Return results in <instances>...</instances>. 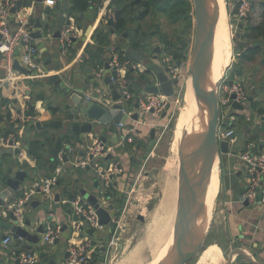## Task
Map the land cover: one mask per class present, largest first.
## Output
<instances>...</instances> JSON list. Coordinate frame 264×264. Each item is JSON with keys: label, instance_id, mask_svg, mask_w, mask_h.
Listing matches in <instances>:
<instances>
[{"label": "crops", "instance_id": "obj_1", "mask_svg": "<svg viewBox=\"0 0 264 264\" xmlns=\"http://www.w3.org/2000/svg\"><path fill=\"white\" fill-rule=\"evenodd\" d=\"M18 1H20L21 7L16 11L30 16L33 22L31 34L39 36V38H32V44L39 53L36 62L41 74H36L35 78L26 77L27 75L13 70L14 73L9 76L0 58V137H11L13 142L19 145L23 151V157H19V151H16L17 154H15L12 147L0 146V155H4V160L0 158V183L2 174H5L10 168L13 169V172H29L30 178H27L20 188L23 191L29 190L32 183L51 177L58 167L62 169V173L58 184L51 191L50 199H45L42 195L34 196L31 203L22 209V223H17L29 235L37 237L38 243L33 244L24 239H13L10 230L14 224L7 217V213L3 215L2 212L5 209L0 208V264H19L15 257H12L2 246V242L7 236L12 238L9 245L10 249L34 251L37 255V264L41 262L48 264L50 260H54L56 264H63L66 258L65 247L71 233L70 227L73 217L70 207L63 205L62 201L80 195L89 204V197L98 200L101 193L107 197L108 206L105 211L110 213L111 222L103 226V230L100 232L86 231L85 235L81 234L79 239L88 238L92 241L97 252L96 264H100L104 261L103 257L107 252V244L117 234L121 246L118 257L121 258L116 264H134L137 260L136 257L126 254L127 247L122 250L124 243L121 242V233H119L121 209H119L118 203L126 193L131 171L135 165L133 162L135 155L143 151L145 138H148L149 141L157 139L158 132L165 123L167 112L159 118H154L150 114H138L136 120L133 119L134 115L131 119L124 118L122 122L126 125L125 129L132 131L130 144L120 145L121 138L126 132L118 129L112 122L93 131L96 140L111 148V155L107 160L108 166L111 167V164L118 163L122 170L120 175L112 178L111 185L107 189H104L93 171L75 166L92 147L95 139L89 134H69L68 137H64L63 129L48 127L43 132L47 135L44 138L42 133L29 131L28 128L30 124L35 122L47 124L52 121H60L63 127L67 125L66 123L69 122L67 118L76 112L71 105L69 110H65L62 98L64 96L60 93L63 89H87L81 94L87 101H97V96L99 99H102L103 96H109L110 91L105 89L103 93L99 94V91L93 88V83L95 82L94 74L101 68L104 71V65L108 62L112 51H121L130 61L142 65V72L133 71L127 75L132 100L128 102L126 110L136 114V101L145 95L144 89L147 86L158 85L154 79V73L157 70L161 71L171 83L176 81L173 75L177 74L178 69L175 70L170 67L169 59H172L170 53L175 49H185L187 47L185 38L190 39L192 29L195 31V21L191 30L187 28V30L180 29L177 31L176 29L180 24L187 26L193 24L192 4L186 0L191 5L190 23L187 24L184 19L171 24L169 18L163 13L164 11L160 10V7H164L163 5L168 1L174 4L181 0H159L158 7L156 6L141 21L137 20V16L142 11L141 8L134 7L133 10L130 8L127 12L129 23L126 25V31L116 34L112 30V25L108 26L110 21L105 24L101 21V14L95 7L81 13L73 9L70 0H57L52 6H49L46 0H13L14 5ZM105 1L107 2L105 10L108 12L120 11L123 7H129V3L123 0ZM260 1L255 0L252 3L251 14L253 18L244 21V25L258 23L261 13ZM111 17L113 18V16ZM159 20L166 21L167 30L154 31L152 29L150 31L153 23L155 22L156 25V21ZM37 21L40 25L39 28L36 26ZM149 22L151 24L147 25ZM64 23L72 24L78 34L66 53H63L60 47L59 38L55 37ZM88 28L91 29L86 36ZM98 29H105L99 43L93 37ZM241 32L244 36L245 32L242 30ZM246 43L248 48L253 44L247 40ZM19 54L18 51H15L14 62L18 61ZM263 55L264 50L252 62L240 61V68H238L241 70L240 78L244 77L247 82V90L250 91V96L248 103L243 106L242 110L234 111L236 142L229 146V151L236 155L242 153L246 145L251 142L257 145L259 152L264 154V121H259L256 118L257 113L264 114ZM174 60H177V67L180 66L181 61H178L177 58ZM251 67L255 69L253 70ZM105 73L110 75L109 71ZM51 75L58 77L62 84L61 88L60 84L55 85L56 82L48 83L47 79ZM93 76L94 79L91 80ZM30 106L34 107V111H30ZM23 107H26L27 110L25 114L27 124L23 129L16 125L12 128L11 120L14 113ZM57 110L58 113H56ZM219 119L220 114L218 115V122ZM80 123H86V121ZM152 130L155 131L153 139L150 137ZM57 138H62L64 144L59 149L58 154L52 157L50 151L54 149ZM64 157L66 162L63 161ZM221 161L224 169L223 174L219 176L216 203L214 202L218 206V211H215L212 224L217 230L222 231L227 240L228 256L223 258L217 245H210L208 246L209 250H207L208 248L205 249L206 242L203 241L197 255L186 264H190L197 258H199L197 264H264V207L250 205L242 199L248 177L244 167L238 163L236 157L221 155ZM24 164L28 165L27 169L23 167ZM96 181L97 186L94 184ZM22 190L12 195L14 201L22 197ZM81 192H84L85 195H81ZM246 202L247 204H245ZM6 205L9 206L11 203L7 201ZM48 214L54 216V223L60 226L62 235L54 246L46 248L42 246L41 238ZM211 216L212 212L210 222ZM143 221L138 222L142 223ZM40 228H42L41 233L38 232ZM207 233L208 229L206 236ZM150 241L151 236L145 245L138 246L136 256L140 264H148L152 259ZM43 254L46 255L45 259H41ZM133 258L135 259L133 260Z\"/></svg>", "mask_w": 264, "mask_h": 264}, {"label": "built area", "instance_id": "obj_2", "mask_svg": "<svg viewBox=\"0 0 264 264\" xmlns=\"http://www.w3.org/2000/svg\"><path fill=\"white\" fill-rule=\"evenodd\" d=\"M57 0H46L49 6L56 3ZM255 0H236V14L238 20H248L252 17L251 5ZM106 1H100V4L96 7L99 14H101V21L105 24L112 19L111 15L105 13ZM14 6L13 0H0V58L2 59L3 66L8 72L9 76L12 75L14 54L18 51V64L20 67L30 72L29 76L36 77V74H41L39 66L36 62L38 57V50L32 44L31 33L33 30V22L28 14H21L16 11L15 14H11L10 10ZM104 9L102 10V7ZM102 11V12H101ZM77 30L70 23H64L59 31V42L63 53H66L68 48L72 45L73 40L77 38ZM110 81L116 89L120 99L118 101L120 105V112L123 115V119H131L133 115H145L150 114L154 118L161 117L166 113L170 99L161 95L145 94L137 99V112L133 114L126 110V106L129 101L132 100V95L129 87V80L127 75L130 72L137 71L142 72V65L130 61L125 55H120L117 51H112L108 60ZM103 69H98L94 74L96 79H100L103 73ZM173 78H179V74L173 75ZM234 97V99H232ZM238 103L246 105L248 103V96L246 94L245 86L243 82L238 78L224 79L217 88V105L219 108L220 119L216 128V141L226 142L229 146L234 145L235 138V124L236 117L234 116V109L231 107L232 103ZM26 107L20 109V113L15 112L12 117L11 123L16 126H22L27 121ZM256 118L259 121H264V114H256ZM117 126L121 131L126 132L121 138L120 145L130 144L131 130L125 129L126 125L122 122ZM12 143L11 147L15 151H19V157H23V151L19 145L13 142L11 137H0V146L7 147ZM257 145L254 143H248L242 153L234 155L238 163H240L247 174V186L242 195V199L247 201L253 206L264 207V154L259 152ZM111 155V148L105 146L101 141L94 140L92 147L87 151L85 157L75 164L80 169H90L94 172L97 179L101 182L104 189H107L111 185V180L114 176L120 175L122 170L118 163L108 166V158ZM62 169L56 168L54 174L42 179L38 182H34L30 185L29 190L23 191V195L18 200H13L11 205H4L5 215L8 212H12L16 218L17 223H22V209L31 203V200L36 195H42L45 199H50L51 191L59 182ZM100 208H107V197L103 193L97 200ZM63 205L70 207L73 220L71 222V233L68 236L65 253L66 258L63 264H91L93 261V255L96 252L92 241L88 238H81V234L84 236L86 231L100 232L103 230V226L99 225L98 217L95 209L89 205L82 196L77 195L70 200L62 201ZM54 216L48 214L47 219L44 222L43 233L41 238V244L43 247H52L61 238L62 231L60 226L55 225ZM113 240V239H112ZM12 238L10 236L5 237L2 242V246L9 252L12 257L19 262V264H37V255L34 251H14L10 249V243ZM111 241V246L114 245Z\"/></svg>", "mask_w": 264, "mask_h": 264}, {"label": "water", "instance_id": "obj_3", "mask_svg": "<svg viewBox=\"0 0 264 264\" xmlns=\"http://www.w3.org/2000/svg\"><path fill=\"white\" fill-rule=\"evenodd\" d=\"M189 1L191 2L193 7V16L195 21L194 46L189 70L190 74L193 75L194 85L199 92L198 97L200 101L207 107V117L204 121L201 122L199 132V145L195 153L187 159L184 172L180 177L179 205L184 207V205L187 204V207L186 211L178 213L175 231V247L162 264H186L195 255H197L203 244L204 234L201 233L197 224L199 204L202 198L201 188L203 186V180L201 177V172L200 170H197V167L204 159L209 141H213L214 145L217 148L218 155H235V153L229 151V145L226 142L217 143L215 137L219 115V108L217 105V87L219 86L221 81H219L217 85H211V92H209L206 88V85H210V83L207 82V72L213 50L214 24L212 19L209 17L206 0ZM20 7V1L16 2L15 5L11 8L10 13L15 14L16 10ZM111 25L112 22L108 24V26ZM36 26L38 28L40 27L38 21L36 22ZM242 26V24L238 25L239 29H241ZM90 29L91 28L87 29L86 36H88ZM55 37L59 38V32L56 33ZM32 38H39V36L32 35ZM12 69L24 75H30V72L20 67L17 61L13 63ZM107 71H109L108 63L104 65V72L102 73L101 78H95L93 88L99 91V94L103 93L104 89L108 92L110 91L109 96H103L102 99H99V97L97 96V101H87L81 95L82 92H86L87 89H63L62 91H60V93L62 96H64L61 97L63 98V105L65 106V110H69L71 105L75 108L76 112L75 114H72L67 118V121H69L66 123L67 125L63 127L60 121H52L47 124L35 122L30 124L28 130L37 131L39 132V134L42 133V136L46 138L47 135L43 132L46 130V128L50 127L55 129H63L64 137H68L69 134H89L92 138L95 139L96 137L93 131H95L97 128L104 127L110 122H112L114 125H118L123 119V115L120 112L121 107L118 103L120 97L114 86L111 84L110 75H107V73H105ZM93 79L94 76L91 77V80ZM154 79L155 81H157L158 85L147 86L144 89L145 94L161 95L166 98H170L173 95V88L177 85V81L171 83L168 78L158 70L154 73ZM47 81L49 84H53L54 82H56L55 85L60 84V88L62 86L56 75L49 76ZM108 98L110 101L108 100ZM232 99H234V97H232ZM231 107L234 110L243 109V105L235 102L231 104ZM29 108L30 111H34L33 106H30ZM16 112L20 113V110L18 109ZM56 113H58V110L56 111ZM133 119L136 120L137 115H134ZM81 121H86V123H80ZM26 124L27 122L24 125L19 126L20 129H23ZM11 127L14 128L15 125L12 124ZM154 134L155 131L152 130L150 133V137L152 139L154 138ZM63 144V139L57 138L55 141V147L50 151V155L52 157H55ZM11 145L12 143L8 145V148H10ZM15 154H17L16 151ZM0 158L4 160V155H0ZM63 161L66 162L65 157ZM23 167L27 169L28 165L24 164ZM183 174H185V177L188 180L184 177ZM27 178H30V174L28 171L13 172V169L11 168L8 169L5 174H2V181L0 183V208H3L7 201L10 203L13 202L14 199L12 195L19 190H22L20 189L21 185ZM184 179H186L187 182H185ZM94 184L97 186V181ZM81 195H85V193L81 192ZM88 202L96 211L99 225H108L111 222L110 213L100 208L97 200L94 197H89ZM245 204H247V202ZM7 217L14 224L11 226L10 230L13 239H24L33 244L38 243L37 237H32L17 225V220L13 216L12 212H8ZM137 220L143 221V218L141 216H138ZM38 232L41 233L42 228H40ZM183 234H186V240L185 238H183ZM45 258L46 255H41V259ZM40 264L44 263L41 262ZM48 264H56V262L54 260H50L48 261Z\"/></svg>", "mask_w": 264, "mask_h": 264}, {"label": "rangeland", "instance_id": "obj_4", "mask_svg": "<svg viewBox=\"0 0 264 264\" xmlns=\"http://www.w3.org/2000/svg\"><path fill=\"white\" fill-rule=\"evenodd\" d=\"M223 1L225 4V10L229 25L231 58L228 65L225 66V69H223L222 72L215 74V85H217L219 81H224V79H234V70L236 68H240L239 57L241 54H243L245 49L248 48V44L246 43V40L242 37V32L238 27V25H240L242 21L240 22V20H238L237 18L236 0ZM192 21L193 24L188 26L180 24V26L176 28L177 31H180V29L187 30V28L191 30L193 28V13ZM156 23V25L155 22L153 23V26L149 29L150 31L152 29L154 31L167 30L166 21L159 20L156 21ZM150 24L151 23L149 22V24L147 25ZM157 25L159 26L157 27ZM192 30V37L190 39L185 38V43L187 44V47L185 49H175L173 52L170 53L172 59H169V65L175 70L178 69L177 74H179V78L178 80L175 79L177 81V85L173 90V95L169 98L170 104L166 111L167 116L165 119V123L162 128H160L157 139H155L154 141H149L147 140L148 138L144 139V149L141 153L135 155V159L133 161L135 162V165L133 167V170L131 171V177L129 178L130 180L128 181V185L126 187V193L122 196L120 202L118 203V207L119 209H121V213L119 215V218L121 219L119 220V233H121V242L124 243L122 246V250L123 248L127 247L128 250L126 254L136 257L137 260H135L134 264H140V261L136 256L138 254V246L141 247L142 245H145L146 241H148V238L151 236V241L149 243L150 246L151 242L153 241V236H161L163 234V231L164 234H171L172 230L175 229V227H172V221L162 219V221L164 220V222H166L162 223V221L160 222L157 219L163 213L160 210V207L161 204L167 199L168 183L171 180L173 174L172 171L177 174V177L182 176L187 159L195 153L200 142L199 132L201 124L198 122L199 113H197L196 107L199 92L194 85L193 75L190 74L189 70L194 46V29ZM168 31L171 32V30ZM171 40L173 41L172 38ZM175 55L179 56L178 61H181V64L178 67L176 65L177 60H174ZM251 69L254 70L255 68L251 67ZM236 78L243 82V85L246 89V94L249 97L250 91L247 90V82L245 78H240L237 76ZM188 93L190 96L188 95ZM188 96L194 102V111L186 122V119H184V117L181 120L179 117L182 118V116H184L182 111L186 106V99ZM204 106L207 111L206 105ZM193 114L195 121L191 123L193 124V126L191 124H189V126L188 123ZM179 142L181 143V145ZM177 147L179 148V150ZM175 150L177 151L175 152ZM218 158H220L219 176H221L223 174L224 168L223 162L221 161V155H218ZM181 169L183 171H181ZM168 175H170L171 177L169 176V178ZM183 175L185 177V174ZM214 202H212L210 206L203 200L206 211L212 212L211 222L208 227L207 236L206 232L203 235L204 241L206 242L205 249L208 248V246L210 245H217L219 247L218 249L220 250L219 252L222 253V257L225 258L228 256L227 240L225 239L222 231L217 230L215 228V225L213 227L212 224V222L214 221L215 211H218V206L215 204L216 202ZM137 216L143 217L144 221L142 223L138 222L136 219ZM118 238L119 237L116 234L110 239L106 248L107 252L103 257L104 261L100 264H116L117 261L121 258L118 257L121 252V246L119 244L120 242H118ZM111 241H113L112 243H114V245L116 244L117 246H111ZM207 250H209V248ZM134 259L135 258H133V260ZM198 259L199 258H197L190 264H197ZM152 260L153 258L149 261L148 264H152Z\"/></svg>", "mask_w": 264, "mask_h": 264}, {"label": "bare ground", "instance_id": "obj_5", "mask_svg": "<svg viewBox=\"0 0 264 264\" xmlns=\"http://www.w3.org/2000/svg\"><path fill=\"white\" fill-rule=\"evenodd\" d=\"M206 3H207V11H208L209 17L212 19L213 24H214L213 50H212V56L209 62V68L207 72V78H208L207 82L210 83V85L209 84L206 85L207 90L208 91L210 90L211 92L212 90L211 85H215V74L222 72L223 69H225V66H227L230 61L231 41H230L229 25H228L224 1L223 0H206ZM110 22L113 23L112 20H110ZM31 37H32V34H31ZM189 96L187 97V99L185 98L187 102L185 101L186 106L184 107L182 111L184 116H182V118L179 117L180 120L183 119L184 117V119H186V122L188 121L189 117L192 115L194 111V102ZM196 107H197V113H199V115L197 114L199 118L198 122L201 124V122L204 121L207 117V113H206L207 111L205 109L204 104L200 101L199 97L197 99ZM194 114L190 118L188 125L195 121ZM191 125L193 126V124ZM191 131H192V127H191ZM176 151L177 150H175V152ZM197 170H200L201 177L203 180V186L201 188L202 198L199 204V215L197 218V224H198V227L201 233L204 234L207 231L208 226H209L211 212L206 211L203 200L204 202L208 203L211 206L212 202L215 201V197H216L218 185H219L218 153H217V148L214 145L212 140L209 141L204 159L198 165ZM170 171H171V167H170ZM181 171L183 170L181 169ZM172 172H173L172 177L170 176L171 172H170V175H168V177L169 176L171 177V180L170 181L168 180L169 183H168V190H167L168 191L167 199L161 204V207H160V210L163 213L157 219L160 222L162 221V219H165L167 221L169 220L172 221L173 222L172 227H175V229L172 230L171 234H164V231H163L162 232L163 234L161 236L152 237L153 241L150 244L151 256L153 258L152 264H162L165 258L168 257L167 255L171 254L170 251L171 252L173 251L175 247V243H176L175 231H176V221L178 218V213L186 211V207H187V204L184 205V207L179 205L180 177H177V174L174 171ZM186 179H184L185 182H187ZM185 195H186V192H185ZM186 201H187V198H186ZM162 223H166V222H164L163 220ZM183 235H184L183 238H185L186 240V234H183Z\"/></svg>", "mask_w": 264, "mask_h": 264}, {"label": "trees", "instance_id": "obj_6", "mask_svg": "<svg viewBox=\"0 0 264 264\" xmlns=\"http://www.w3.org/2000/svg\"><path fill=\"white\" fill-rule=\"evenodd\" d=\"M100 1L103 0H70L72 3L73 9L78 10L79 12H84L87 9L91 7H97L100 4ZM125 2L129 3V7H123L120 11H107L105 10L106 14H109L113 16V23H112V30L116 34H121L125 32V28L127 23H129V18L127 16V12L130 10V8L133 10V8H141L140 14L137 16V20L141 21L143 20L152 10L157 6L159 0H123ZM164 7H160L161 11H164L163 13L166 14L167 18H169V21L171 24L178 23L181 21V19L186 20V24L190 23L189 20V14L191 11V5L186 0H181L179 2H176L174 4L169 3V1L163 5ZM260 7H261V13L259 16V21L255 25H244V21H242V28L240 31H244L245 35L242 36L245 40L251 41L253 44L248 49H245L243 54L240 55L239 60L242 62H252L255 60V58L264 50L263 43H264V0L260 1ZM103 30L105 29H98L93 36L94 39L99 43V41L102 39L103 36ZM120 55H124L123 52L118 51ZM179 59V56L175 55V59ZM262 64L264 66V55L262 56ZM234 75L240 77L241 70L236 69L234 70ZM97 252L93 255V261L91 264L97 263Z\"/></svg>", "mask_w": 264, "mask_h": 264}, {"label": "flooded vegetation", "instance_id": "obj_7", "mask_svg": "<svg viewBox=\"0 0 264 264\" xmlns=\"http://www.w3.org/2000/svg\"><path fill=\"white\" fill-rule=\"evenodd\" d=\"M111 20H112V21H114V19H113V18H112Z\"/></svg>", "mask_w": 264, "mask_h": 264}]
</instances>
